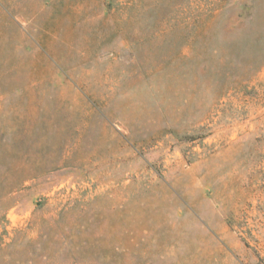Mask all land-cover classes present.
I'll return each instance as SVG.
<instances>
[{
	"label": "rangeland",
	"instance_id": "rangeland-1",
	"mask_svg": "<svg viewBox=\"0 0 264 264\" xmlns=\"http://www.w3.org/2000/svg\"><path fill=\"white\" fill-rule=\"evenodd\" d=\"M0 264H264V0H0Z\"/></svg>",
	"mask_w": 264,
	"mask_h": 264
}]
</instances>
